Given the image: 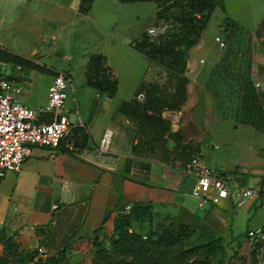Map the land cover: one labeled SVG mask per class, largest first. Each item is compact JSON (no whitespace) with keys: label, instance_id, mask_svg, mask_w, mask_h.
I'll use <instances>...</instances> for the list:
<instances>
[{"label":"crops","instance_id":"obj_1","mask_svg":"<svg viewBox=\"0 0 264 264\" xmlns=\"http://www.w3.org/2000/svg\"><path fill=\"white\" fill-rule=\"evenodd\" d=\"M18 1L27 3L0 0V23L15 12ZM40 1L54 5L56 15L46 16L38 5L26 4L24 22L41 23L45 28L39 44L25 52L6 46L0 39V48L57 72L44 60L50 50L48 38L61 39L66 23L87 17L94 0L87 8L81 0H74L73 11L62 0ZM220 1L221 8L214 6L209 16L215 8L221 10L225 34L234 30L240 46L253 43L250 54L242 53L241 47L231 53L228 37L219 39L223 46L213 39L219 47L217 53L192 54L201 43L203 27L198 40L185 51V68L163 69L158 74L153 69L155 61L134 47L154 21L157 7L152 1L149 21L126 44L131 59L122 69L114 68L103 53L93 51L83 56L84 76L77 88L64 65L71 79L74 107L65 104L63 109L74 126L83 128L85 140L72 152L29 145L19 171L6 172L0 179V230L19 248L33 251L41 246L42 257L64 249L69 262L76 263L88 258L94 236L107 243L120 216H128L129 228L136 233L157 232L168 223H183L189 229L206 223L241 246L250 244L245 230L264 225V219L257 218L259 206L264 204V0L249 1L263 6L255 23L237 22L236 9L235 14L230 11L233 3ZM236 2L235 7L240 3L243 12L247 0ZM246 33L253 34L255 41L251 36L247 41L242 36ZM97 55L105 69L100 62L95 67L91 57ZM247 61L253 62L248 69L243 65ZM35 71L22 67L16 73L21 85L16 97L31 108L47 99V88L39 94L32 88L29 72ZM49 75L51 80L53 74ZM155 84L163 86L164 92L156 90ZM41 117L48 120L50 114ZM104 128L111 129L110 143L107 151L99 152L95 146ZM191 154L201 166L214 172H232L235 184L256 191L241 202L229 194L216 204L198 205V199L189 193L194 176L182 170ZM252 247L250 244L248 251ZM256 255L257 263L264 264V252L259 254L258 247Z\"/></svg>","mask_w":264,"mask_h":264},{"label":"rangeland","instance_id":"obj_2","mask_svg":"<svg viewBox=\"0 0 264 264\" xmlns=\"http://www.w3.org/2000/svg\"><path fill=\"white\" fill-rule=\"evenodd\" d=\"M37 1L39 4L42 2L40 0H31V2L27 0V3L23 4L19 1L15 2V12L0 23V39L6 46L26 52L32 45L37 46L39 44V36L45 28L41 23L40 26L39 23L35 25L32 22H24L27 16L26 12H28L25 6L26 4L38 5L39 11L50 17H55L56 12H53V10L56 9L52 4L50 6H47L45 3L39 5ZM62 1L68 9L73 11L74 0ZM229 1L233 3L230 5V11L235 14L234 8L236 9L234 19L237 22L242 21L246 23L250 20L255 23L259 19V15L263 9L262 4H259V6L258 4H250V0H247L248 3L244 5V11L241 12L240 3L235 7L236 0ZM257 7L260 11H258ZM153 8L154 3L150 0L126 3H120L117 0H94L87 13V17H84L82 21L74 19L72 23H66L67 25H65L61 39H59V36L53 39L48 38L47 45L49 44L50 50L44 60L59 71L65 70L64 65L69 67V71L67 72L71 75L72 84L77 86V88L79 86L78 82L84 76L85 66L82 63L83 56L89 55L93 51L103 53L106 61L108 59L114 68L122 69L123 64L130 62L131 59L129 47L126 44L138 36L140 27L143 23L149 21L147 15L152 12ZM247 8H250L249 12L246 11ZM174 10L175 8H171L169 12H174ZM72 13L75 16H80L75 12ZM223 16V12L215 8L209 18H206L208 20L203 26L201 43L194 49V53L192 54L197 56L200 52L204 54L219 52L217 42L213 40L215 36L220 40H223L224 37L230 39L229 44L231 43V45L229 48L232 50L229 51L231 53H236L241 47L242 53L250 54V50L254 47L253 43L240 46L234 30L229 31L226 35L224 27L226 22ZM171 19L172 16L170 14L165 18H155L153 23L149 24L146 32L150 37L156 36L165 29L170 28V24H173V19ZM242 36L247 41L251 38L254 40V36L251 33H246ZM64 53L68 54V58H65ZM252 64V61L243 62L246 69ZM99 65L97 62L95 67L98 68ZM153 65V69L158 74L163 70L160 64L153 63ZM90 69H92V66ZM35 72H29L32 88L38 94L43 93L49 86L50 75L45 72ZM156 78L159 79L160 76H156ZM70 87L71 83L68 82L65 88L66 97L64 105L71 104V107H74L73 94ZM73 118H75L74 115ZM259 208L257 218L261 220L264 219V204L259 206ZM143 233L147 236V231ZM6 238L7 236L0 230V254L5 251ZM154 238L152 237L151 239ZM246 241L249 244L247 239ZM249 245L244 244L241 246V243L234 238H229L225 234L220 233L216 228L206 223H201L178 237L171 246V254H175L185 264H256L257 255L253 256L251 250L248 251ZM91 256L92 249L87 259L81 258L76 264L89 263ZM66 261L69 263L68 257H66ZM23 264H31V262H24Z\"/></svg>","mask_w":264,"mask_h":264},{"label":"trees","instance_id":"obj_3","mask_svg":"<svg viewBox=\"0 0 264 264\" xmlns=\"http://www.w3.org/2000/svg\"><path fill=\"white\" fill-rule=\"evenodd\" d=\"M143 1V0H122ZM156 4L154 19L172 16L173 24L170 28L154 37H150L145 31L141 38L134 42V47L143 53L148 59L160 64L167 71H181L185 68V51L199 38L200 32L207 21L206 18L214 6L221 8L220 0H151ZM85 8L89 7L91 0H81ZM83 7V10L85 9ZM175 8L174 12L169 9ZM172 13V15H171ZM197 13V16L195 15ZM95 63H101L102 69L106 66L101 56H93ZM0 59L17 63L24 68L35 69L40 72L54 74L45 64L37 63L17 53L0 48ZM99 63V64H100ZM181 80V78H178ZM159 92H164L163 86L153 85ZM175 104V101H171ZM65 139L73 140L76 146H80L85 140V131L81 126H73ZM62 151H66L62 149ZM130 223L128 216H120L114 222L113 231L105 244L94 236L91 240L92 256L88 264H185L175 254H171L172 244L187 233L189 228L183 223L172 226V223L164 225L159 231L136 233L132 229L128 231ZM144 235V237H142ZM155 237L154 239H151ZM6 248L0 254V264H23L30 261L31 264H76L66 261L64 249L43 257L41 261L35 260L36 251H28L19 248V245L11 238H6ZM257 244L253 245L251 253L255 256Z\"/></svg>","mask_w":264,"mask_h":264},{"label":"built area","instance_id":"obj_4","mask_svg":"<svg viewBox=\"0 0 264 264\" xmlns=\"http://www.w3.org/2000/svg\"><path fill=\"white\" fill-rule=\"evenodd\" d=\"M214 39L223 46L217 36ZM21 68L17 63L0 59V179L6 172L19 171L23 159L29 153V145L52 149L62 147L71 152L76 148L73 140L65 139L74 126L63 109L65 88L68 82L71 83L68 73L62 70L55 72L47 88L46 102L31 108L16 97L21 92V85L16 80V73ZM254 85L257 83L254 82ZM43 113L50 114L48 120L42 119ZM110 138L111 129L104 128L96 149L99 152L107 151ZM182 170L194 176L189 193L198 199V205L216 204L229 194L241 202L256 191L249 186L235 184L232 172H214L201 166L195 154L183 162ZM261 179L264 181V158ZM245 236L250 244H257L259 254L264 252V225L247 228ZM35 251L36 256L44 253L41 246H36Z\"/></svg>","mask_w":264,"mask_h":264},{"label":"water","instance_id":"obj_5","mask_svg":"<svg viewBox=\"0 0 264 264\" xmlns=\"http://www.w3.org/2000/svg\"><path fill=\"white\" fill-rule=\"evenodd\" d=\"M130 230H131V229L128 228V231H130ZM35 258H36L37 261H41V260L43 259L42 256H36ZM86 264H88V263H86Z\"/></svg>","mask_w":264,"mask_h":264}]
</instances>
